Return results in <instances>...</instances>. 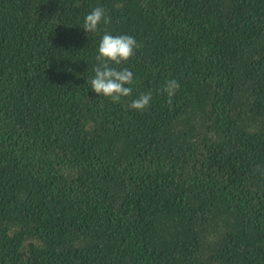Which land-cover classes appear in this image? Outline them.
<instances>
[{"label":"trees","instance_id":"obj_1","mask_svg":"<svg viewBox=\"0 0 264 264\" xmlns=\"http://www.w3.org/2000/svg\"><path fill=\"white\" fill-rule=\"evenodd\" d=\"M104 31L141 45L118 102ZM0 264H264V0H0Z\"/></svg>","mask_w":264,"mask_h":264},{"label":"clouds","instance_id":"obj_2","mask_svg":"<svg viewBox=\"0 0 264 264\" xmlns=\"http://www.w3.org/2000/svg\"><path fill=\"white\" fill-rule=\"evenodd\" d=\"M111 17L103 6L93 7L84 14L79 23L83 29L90 34L100 31L102 24L110 23ZM137 39L129 34H113L111 31H104L97 44L95 64L92 68L93 75L90 78L91 89L98 95L110 98L118 102L122 97H129L133 94L132 85L135 81L134 72L129 67H123L124 62L134 56L135 50L140 47ZM180 83L175 78H170L164 85L168 102H172ZM152 92H143L136 95L129 105L130 109L143 111L152 103Z\"/></svg>","mask_w":264,"mask_h":264}]
</instances>
